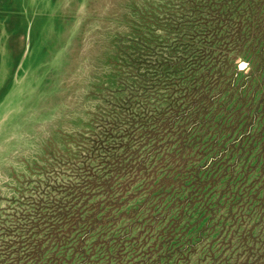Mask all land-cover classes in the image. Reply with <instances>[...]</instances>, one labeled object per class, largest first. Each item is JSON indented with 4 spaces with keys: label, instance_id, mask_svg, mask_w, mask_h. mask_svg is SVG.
<instances>
[{
    "label": "rangeland",
    "instance_id": "1",
    "mask_svg": "<svg viewBox=\"0 0 264 264\" xmlns=\"http://www.w3.org/2000/svg\"><path fill=\"white\" fill-rule=\"evenodd\" d=\"M262 243L264 0H0V264Z\"/></svg>",
    "mask_w": 264,
    "mask_h": 264
},
{
    "label": "trees",
    "instance_id": "2",
    "mask_svg": "<svg viewBox=\"0 0 264 264\" xmlns=\"http://www.w3.org/2000/svg\"><path fill=\"white\" fill-rule=\"evenodd\" d=\"M262 245H264V243H262ZM253 255H256L255 258ZM251 256V260L250 262L244 260V261H237V264H264V248L261 250V252L259 254H253Z\"/></svg>",
    "mask_w": 264,
    "mask_h": 264
},
{
    "label": "water",
    "instance_id": "3",
    "mask_svg": "<svg viewBox=\"0 0 264 264\" xmlns=\"http://www.w3.org/2000/svg\"><path fill=\"white\" fill-rule=\"evenodd\" d=\"M244 66L245 65L242 63V64L239 65V68L242 69V68H244Z\"/></svg>",
    "mask_w": 264,
    "mask_h": 264
}]
</instances>
